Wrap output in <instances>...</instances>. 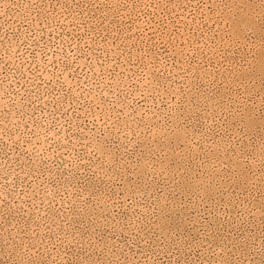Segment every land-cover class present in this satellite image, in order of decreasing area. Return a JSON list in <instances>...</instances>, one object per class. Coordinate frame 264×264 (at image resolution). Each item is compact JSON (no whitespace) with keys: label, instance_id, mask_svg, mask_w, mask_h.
Segmentation results:
<instances>
[{"label":"rangeland","instance_id":"374dc122","mask_svg":"<svg viewBox=\"0 0 264 264\" xmlns=\"http://www.w3.org/2000/svg\"><path fill=\"white\" fill-rule=\"evenodd\" d=\"M0 264H264V0H0Z\"/></svg>","mask_w":264,"mask_h":264}]
</instances>
